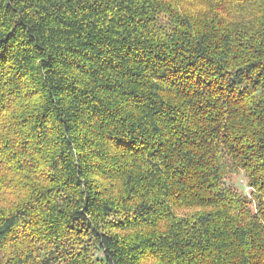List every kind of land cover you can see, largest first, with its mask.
Masks as SVG:
<instances>
[{"label": "trees", "instance_id": "trees-1", "mask_svg": "<svg viewBox=\"0 0 264 264\" xmlns=\"http://www.w3.org/2000/svg\"><path fill=\"white\" fill-rule=\"evenodd\" d=\"M0 264H264V0H0Z\"/></svg>", "mask_w": 264, "mask_h": 264}, {"label": "rangeland", "instance_id": "rangeland-1", "mask_svg": "<svg viewBox=\"0 0 264 264\" xmlns=\"http://www.w3.org/2000/svg\"><path fill=\"white\" fill-rule=\"evenodd\" d=\"M21 101H17L16 102V108H20L21 106ZM231 184L237 188L239 191H243L245 190V192H249L248 189H246V179L245 176L243 174H240L238 176H235L232 178L231 180ZM17 197V195H12V196H7V198L10 201L15 200V198Z\"/></svg>", "mask_w": 264, "mask_h": 264}]
</instances>
